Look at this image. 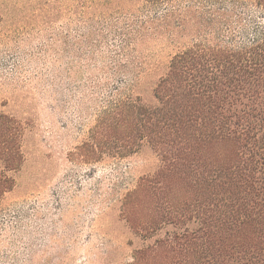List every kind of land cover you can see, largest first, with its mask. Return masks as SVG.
I'll return each mask as SVG.
<instances>
[{"label": "trees", "instance_id": "1", "mask_svg": "<svg viewBox=\"0 0 264 264\" xmlns=\"http://www.w3.org/2000/svg\"><path fill=\"white\" fill-rule=\"evenodd\" d=\"M40 1L35 18L71 16L88 29L77 43L87 65L103 64L107 99L77 159L123 160L145 146L160 157L121 203L144 241L126 264H264V17L252 15H264V0ZM165 35L192 44L146 101L135 93L144 51ZM23 133L18 119L0 115L3 172L21 167ZM3 172L0 204L14 187Z\"/></svg>", "mask_w": 264, "mask_h": 264}, {"label": "rangeland", "instance_id": "2", "mask_svg": "<svg viewBox=\"0 0 264 264\" xmlns=\"http://www.w3.org/2000/svg\"><path fill=\"white\" fill-rule=\"evenodd\" d=\"M42 4L0 0V115L24 128L21 167L3 172L0 163L14 180L1 198L0 264H126L144 241L122 217L121 203L159 169L160 157L145 146L123 160L88 165L77 159L76 148L107 99L100 90L103 64L87 65L77 43L88 29L71 16L49 23L35 18ZM252 15L263 21L260 11ZM171 40L159 37L144 51L145 74L135 93L146 101L171 58L192 44L190 36Z\"/></svg>", "mask_w": 264, "mask_h": 264}]
</instances>
